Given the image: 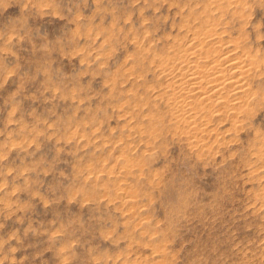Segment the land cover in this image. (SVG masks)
Returning <instances> with one entry per match:
<instances>
[{
	"label": "clouds",
	"instance_id": "1",
	"mask_svg": "<svg viewBox=\"0 0 264 264\" xmlns=\"http://www.w3.org/2000/svg\"><path fill=\"white\" fill-rule=\"evenodd\" d=\"M0 264H264V0H0Z\"/></svg>",
	"mask_w": 264,
	"mask_h": 264
}]
</instances>
